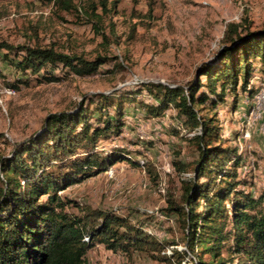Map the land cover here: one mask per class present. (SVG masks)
Here are the masks:
<instances>
[{
	"label": "trees",
	"instance_id": "1",
	"mask_svg": "<svg viewBox=\"0 0 264 264\" xmlns=\"http://www.w3.org/2000/svg\"><path fill=\"white\" fill-rule=\"evenodd\" d=\"M107 2L89 3L93 22L100 19L98 7L106 11ZM54 3L65 10L73 8L72 0ZM116 4L113 1L112 7ZM250 27L245 17L240 23H227L216 58L202 64L187 85L147 83L126 92L86 96L73 111L48 115L38 133L0 155V264H85V256L95 244L126 255L143 250L163 254L167 247L177 245L175 241H156L127 217L81 207L60 195L118 163L140 166L124 149L103 154L97 146L121 134L125 106L136 102L142 91L155 102H141L147 118L175 109L181 126L193 134L189 140L196 150L190 169L187 164L174 163L179 172L190 170V174L182 179L180 203L169 200L165 209L183 230L184 250L172 248L159 260L166 264H181L185 259L194 264H225L219 254L230 241V257H237L236 264H264V189L256 196L250 192L254 182L241 176L242 155L236 147L220 145L215 115L226 93L235 96L238 87L250 98L254 93L248 86L255 63L264 66V29L252 31ZM0 58L17 72L34 76L46 67L66 75L94 76L109 62L107 57L87 61L52 48L4 42H0ZM37 78L40 83L60 80L46 70ZM27 83L17 79L6 85L18 90V85ZM3 139L0 133V141ZM69 207L80 213L68 212ZM206 254L209 258L204 261Z\"/></svg>",
	"mask_w": 264,
	"mask_h": 264
},
{
	"label": "rangeland",
	"instance_id": "2",
	"mask_svg": "<svg viewBox=\"0 0 264 264\" xmlns=\"http://www.w3.org/2000/svg\"><path fill=\"white\" fill-rule=\"evenodd\" d=\"M92 1L98 0H72L73 8L65 10L55 0H0V42L52 48L87 61L97 56L109 59L96 75L77 77L50 67L38 76L21 74L0 58V133L4 138L0 155L38 133L48 115L73 111L86 96L126 92L147 83L187 85L202 64L216 58L227 23H240L245 17L250 30L264 29V0H108L106 11L98 7L97 22L89 15ZM113 1H117L114 8ZM254 67L248 86L254 90L252 97L238 87L236 97L226 93L215 115L220 145L238 150L242 146L238 151L241 176L252 179L250 192L256 196L264 189V115L250 119L249 115L255 95L264 90V66L256 62ZM45 70L60 80L40 83L37 77ZM17 79L28 83L18 85V90L6 85ZM143 101L155 103L142 91L136 102L125 106L121 134L97 146L103 154L124 149L140 166L118 163L60 195L81 207L127 217L158 242L175 241L177 245L167 247L163 254L172 248L183 251V230L165 209L169 200L181 201L182 179L188 178L190 170L179 172L174 163L187 164L190 169L196 159L195 145L189 140L193 134L181 126L173 108L161 117L147 118L140 105ZM245 130L251 133L247 142L240 139ZM67 211L80 213L71 207ZM230 246V241L224 244L219 258L225 264H236ZM163 254L143 250L126 255L95 244L85 256V264H166L159 260ZM208 258L202 256L204 261ZM181 264L194 263L185 259Z\"/></svg>",
	"mask_w": 264,
	"mask_h": 264
},
{
	"label": "built area",
	"instance_id": "3",
	"mask_svg": "<svg viewBox=\"0 0 264 264\" xmlns=\"http://www.w3.org/2000/svg\"><path fill=\"white\" fill-rule=\"evenodd\" d=\"M253 102H254L253 103L254 106H253L252 111L250 112L249 119L250 118H255V117H260V116L264 115V90L258 92L255 95V98H254ZM250 137H251L250 131L249 130H245L240 139L242 141H244V142L245 141L247 142L250 139ZM241 150H243V149H242V146L240 145L238 151L240 152ZM107 174H109V176H111L112 170H109L107 172Z\"/></svg>",
	"mask_w": 264,
	"mask_h": 264
}]
</instances>
